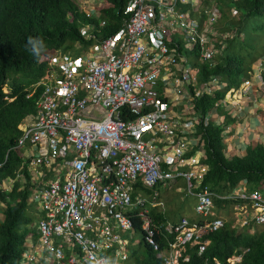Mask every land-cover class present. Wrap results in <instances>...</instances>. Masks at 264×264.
Wrapping results in <instances>:
<instances>
[{
    "label": "built area",
    "instance_id": "1",
    "mask_svg": "<svg viewBox=\"0 0 264 264\" xmlns=\"http://www.w3.org/2000/svg\"><path fill=\"white\" fill-rule=\"evenodd\" d=\"M96 2L85 7L87 15L103 0ZM123 12L121 26L103 38L95 25H82L81 34L92 42L78 54L51 53L27 94L40 89L13 148L22 151L29 176L20 175L22 184L42 215L36 221L37 240L24 245L23 264H88L93 257L101 264H127L128 240L117 228L131 227L127 213L134 208L148 242L158 249L155 232L167 238L161 264H188V249L205 250V234L224 223L214 197L238 199L232 204L234 226L252 232L264 225V187L249 189L240 182L220 195L204 182L208 165L195 123L224 118L215 108L202 115L192 104L222 83L218 76L199 80L191 51L197 44L198 59L213 61L224 46L230 32L214 26L220 15L216 2L127 0ZM250 73L216 105L234 115L243 108L244 86L254 82L264 89V56ZM178 180L194 197L201 219L181 215L157 223L145 203L163 207L161 189ZM135 184L148 187L149 198L140 192L133 196ZM239 259L236 253L226 263H215Z\"/></svg>",
    "mask_w": 264,
    "mask_h": 264
},
{
    "label": "trees",
    "instance_id": "2",
    "mask_svg": "<svg viewBox=\"0 0 264 264\" xmlns=\"http://www.w3.org/2000/svg\"><path fill=\"white\" fill-rule=\"evenodd\" d=\"M126 1L103 0L96 14L87 15L78 0H0V183L15 177L18 171L29 178L25 168L21 167L22 151L13 145L26 115L35 110L39 88L31 96L27 93L45 72L48 56L56 50L78 54L80 49L76 43L89 45L92 40L85 39L80 33L83 24L94 23L98 38L114 32L123 22ZM216 4L220 11L218 21L222 20L217 29L230 32L224 39V46L214 54L213 61L198 59L197 44L191 52L199 80L218 76L222 87L194 98L192 109L204 115L215 108L217 113L225 115L222 122L204 117L197 119L195 132L200 136L204 147L203 161L208 165L204 182L218 194L227 195L240 182L249 189L264 187V142L250 143L243 153L228 156L223 138L230 115L224 107L216 105L218 100L230 97L241 79L249 74L253 61L264 54V43L250 51V43L242 34L251 16L259 18L253 25L256 37L252 43L257 45L264 33V0H216ZM231 7L238 11L237 19L229 15ZM29 36L40 37L46 44L39 62L25 49ZM143 192L149 193L150 189L144 187ZM214 199L215 212L224 215L230 214L231 205L238 201L230 197ZM36 207L28 200V188L22 187L19 180H15L8 190L0 186V264H23V245L28 235L31 234L33 240L38 237L34 226ZM150 214L157 222L167 218L165 211L154 207ZM224 218L221 227L205 234L209 243L201 254L197 253L196 247L187 250L190 255L187 263L216 264L215 259L225 262L232 253L241 252V258L235 264H264V225L250 233L234 227L231 217ZM133 220L132 231L139 232L140 239L139 246L130 250L129 264H161L158 250L145 240L140 219L134 215ZM155 238L159 249L167 245L166 238L160 234H155Z\"/></svg>",
    "mask_w": 264,
    "mask_h": 264
},
{
    "label": "crops",
    "instance_id": "3",
    "mask_svg": "<svg viewBox=\"0 0 264 264\" xmlns=\"http://www.w3.org/2000/svg\"><path fill=\"white\" fill-rule=\"evenodd\" d=\"M87 47L88 45L83 46L82 49L79 48V52L81 53ZM243 91L244 93L240 95L243 97V108L240 111L234 112V115L229 114L231 116L227 123L231 129L227 131L226 136L223 138L225 152L228 156L243 153L250 143L257 141L264 142V97L258 93H262V91L257 88L254 82L244 86ZM221 115L225 118V115ZM7 182L4 180L0 183V186ZM36 209H38V206ZM28 239H31V234L28 235Z\"/></svg>",
    "mask_w": 264,
    "mask_h": 264
},
{
    "label": "clouds",
    "instance_id": "4",
    "mask_svg": "<svg viewBox=\"0 0 264 264\" xmlns=\"http://www.w3.org/2000/svg\"><path fill=\"white\" fill-rule=\"evenodd\" d=\"M215 2H216V0H214ZM80 4V3H79ZM88 7V6H87ZM232 8H234V7H231L230 8V11H231V14L232 15H237V13H238V11H237V13H233L232 12ZM84 10H85V8H83ZM236 9V8H235ZM97 10H98V8H97ZM97 10L95 11V13L94 14H96V12H97ZM86 12V11H85ZM87 14V13H86ZM220 16V15H219ZM218 21V20H217ZM86 24H88V23H86ZM89 24H93V25H95L94 23H89ZM84 25V24H83ZM82 26V25H81ZM80 26V27H81ZM215 27H216V29H217V22L215 23V25H214ZM218 30V29H217ZM221 32V31H220ZM229 32V31H228ZM81 33V32H80ZM25 49L27 50V51H30L32 54H33V56L36 58V60H37V62H39V60H40V57H41V55L46 51V44H45V42H44V40L42 39V38H40V37H32V36H29L28 38H27V40H26V43H25ZM191 54H193V52L191 53ZM194 55V54H193ZM262 56H264V54L262 55ZM262 56H260V57H262ZM193 57V56H192ZM260 57H258V58H260ZM258 58H256L254 61H253V63H252V66H253V64L255 63V61L258 59ZM251 69H252V67H251ZM251 69L248 71V75H246L245 77H243L242 79H241V81H240V83H239V86H240V84L243 82V80L244 79H249L250 77H251ZM35 83V82H34ZM34 83L32 84V89H33V86H34ZM238 86V87H239ZM237 87V88H238ZM31 89V90H32ZM37 88H35L34 89V91L36 90ZM236 89V88H235ZM7 90V89H6ZM30 90V91H31ZM40 90V89H39ZM29 91V92H30ZM33 91V92H34ZM262 91H264V89L262 90ZM28 92V93H29ZM32 92V93H33ZM27 93V94H28ZM32 95V94H31ZM31 95H29V96H31ZM262 97H264V93H263V95H262ZM248 100V99H247ZM242 103L244 104V102H243V97H242ZM224 109V108H223ZM225 110V109H224ZM231 116V115H230ZM22 157H23V155H22ZM21 167H24L25 168V171H26V166H25V164H24V162H23V160H22V165H21ZM22 174H24V173H22V172H17V174H16V176L15 177H8L7 179H5L6 181H8L7 183H4L1 187H3V188H5L6 190H8V189H10L11 188V186L13 185V183H14V181L15 180H19L20 181V184H21V186L22 187H24L23 186V184H22V180H21V178H22V176H20V175H22ZM25 177H26V175H25ZM12 179V181H9V180H11ZM244 183V182H243ZM7 185H10V186H7ZM245 185V184H244ZM144 187H146V186H136V184H135V189H134V191H133V196H134V193L135 192H140L141 194H143L144 196H147V198H149V193L151 192H149V193H144L143 192V188ZM247 187V186H246ZM148 188V187H147ZM248 188V187H247ZM28 194H29V187H28ZM160 196H161V191H160ZM162 198V197H161ZM31 202H33V203H35V205L36 206H38V203L36 202V201H32L31 200ZM234 204V203H233ZM145 205L146 206H148V207H150V211H151V209L154 207V208H156V209H158V210H163L164 211V206H165V203H164V206L163 207H158V206H151L148 202H146L145 203ZM194 210V209H193ZM150 211H149V213H150ZM136 212H137V208L135 209H131L127 214L130 216V218H131V220H132V225H131V227L130 228H128V229H126V230H120V229H118L117 228V230H119L120 231V233H121V235H122V237L123 238H125V239H127L128 240V242H127V251H128V256H127V258H126V263L127 264H129V261H130V250L132 249V247H131V245H130V243H131V238H132V234H135V232H133L132 231V228H133V222H134V220H133V217H134V215L135 216H137L139 219H140V221H142L141 220V218L136 214ZM219 214V213H218ZM42 215V213L40 212V210H39V213H37V217H36V220H35V227H36V221L40 218V216ZM182 215V214H181ZM181 215H179L176 219H169L168 218V216H167V218L166 219H164L163 221H160V222H164L165 220H171V221H177L179 218H180V216ZM197 215V214H196ZM221 215V214H220ZM223 218H224V216L223 215H221ZM188 217V216H187ZM189 218V217H188ZM154 219V218H153ZM190 219V218H189ZM194 219H201V217L200 216H198L197 215V217L196 218H194ZM224 221H225V218H224ZM231 221H232V205H231ZM157 222V221H156ZM160 222H157V223H160ZM140 224H141V222H140ZM233 225V224H232ZM234 226V225H233ZM257 226H260V225H256L255 226V228H254V231H252V232H250V231H247L245 228H241V227H237V226H234V227H237V228H240V229H245L247 232H250V233H253V232H255V230H256V228H257ZM144 230V229H143ZM128 232H129V234H128ZM144 232H145V230H144ZM155 234H160V233H156L155 232ZM155 234H154V236H155ZM37 235H38V233H37ZM32 237V236H31ZM144 237H145V233H144ZM172 237V236H171ZM169 238H170V236H169ZM28 239V238H27ZM26 239V240H27ZM32 239V238H31ZM156 239V238H155ZM33 240V239H32ZM37 240V239H36ZM36 240H33V241H36ZM146 240V239H145ZM166 240H167V238H166ZM147 241V240H146ZM157 241V240H156ZM148 242V241H147ZM25 243H26V241H25ZM148 243H150V242H148ZM157 243V245H158V242H156ZM150 244H152V243H150ZM25 245V244H24ZM24 245H23V249H24ZM153 245V244H152ZM167 246L168 245H166L164 248H161V249H157V248H155L154 247V245H153V247L155 248V249H157L158 250V253H159V255L160 256H162L160 253L163 251V250H165L166 248H167ZM158 247H159V245H158ZM236 253H240V258H241V252H234V253H232L231 254V256L233 255V254H236ZM230 256V257H231ZM103 259H108V258H103ZM109 261H111L110 259H108ZM217 260V259H216ZM240 260V259H239ZM238 260V261H239ZM219 261V260H218ZM161 262H162V257H161ZM221 262V261H220ZM226 262H228V261H225V262H223V263H226ZM236 263V262H235ZM234 263V264H235ZM88 264H101V258H96V257H93L91 260H89V262H88Z\"/></svg>",
    "mask_w": 264,
    "mask_h": 264
},
{
    "label": "rangeland",
    "instance_id": "5",
    "mask_svg": "<svg viewBox=\"0 0 264 264\" xmlns=\"http://www.w3.org/2000/svg\"><path fill=\"white\" fill-rule=\"evenodd\" d=\"M80 3V6L82 8L90 7L96 2V0H78ZM97 3V2H96ZM229 15L231 18L237 19V15H232L231 11H229ZM219 19V18H218ZM255 16H251L248 19V24H246V27L244 29L243 35H246V38L248 42L250 43V51L251 49H257L258 47H261L264 43V33H262L259 37V41L257 42V45H254L252 42L254 41L256 34L253 30L254 23L258 20ZM218 27L222 25V20L217 21ZM236 34V33H235ZM261 43V44H259ZM252 45V46H251ZM76 46L80 49L83 48V46L80 43H76ZM248 51L247 54L250 52ZM6 90L7 88L4 87ZM190 116V114H189ZM231 132V131H230ZM229 132V133H230ZM180 188V190H179ZM182 189V190H181ZM184 190V182L183 180H178L177 182L173 183L168 188H162L161 189V197L165 203V207L163 208L164 211L167 213V216L169 219H176L179 215H186L189 218H196L197 215L195 211L193 210L194 205V197L191 195H187ZM36 213H39V210L36 209ZM224 215L223 213H221ZM231 214V211H230ZM230 214L227 213V215H224L226 218H230ZM231 219V218H230ZM129 234V232H128ZM140 239V233L136 232L135 234H132L131 238V247H138V240Z\"/></svg>",
    "mask_w": 264,
    "mask_h": 264
},
{
    "label": "bare ground",
    "instance_id": "6",
    "mask_svg": "<svg viewBox=\"0 0 264 264\" xmlns=\"http://www.w3.org/2000/svg\"><path fill=\"white\" fill-rule=\"evenodd\" d=\"M184 191V190H183ZM188 195V194H187ZM215 200V199H214ZM165 207V206H164ZM228 221V220H227Z\"/></svg>",
    "mask_w": 264,
    "mask_h": 264
}]
</instances>
